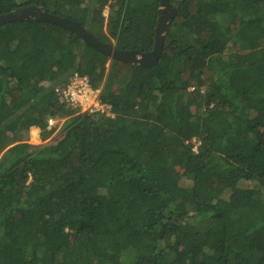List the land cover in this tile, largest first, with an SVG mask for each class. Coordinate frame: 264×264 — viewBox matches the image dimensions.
Masks as SVG:
<instances>
[{
  "label": "trees",
  "instance_id": "obj_1",
  "mask_svg": "<svg viewBox=\"0 0 264 264\" xmlns=\"http://www.w3.org/2000/svg\"><path fill=\"white\" fill-rule=\"evenodd\" d=\"M171 2L150 68L60 26H0V264H264V0ZM29 5L154 46L159 0H0V15ZM75 72L110 116L55 93ZM50 118L63 138L29 144Z\"/></svg>",
  "mask_w": 264,
  "mask_h": 264
},
{
  "label": "water",
  "instance_id": "obj_2",
  "mask_svg": "<svg viewBox=\"0 0 264 264\" xmlns=\"http://www.w3.org/2000/svg\"><path fill=\"white\" fill-rule=\"evenodd\" d=\"M177 15L178 10L172 5L171 0H159L154 46L148 52L138 50L125 51L118 49L113 44L103 43L87 28L74 20L51 14L43 7L37 5L19 7L10 13L0 15V26L14 22L45 23L60 26L76 34L85 45L107 56L110 60L130 64L137 68H150L157 65L160 61L164 52L165 38Z\"/></svg>",
  "mask_w": 264,
  "mask_h": 264
},
{
  "label": "built area",
  "instance_id": "obj_3",
  "mask_svg": "<svg viewBox=\"0 0 264 264\" xmlns=\"http://www.w3.org/2000/svg\"><path fill=\"white\" fill-rule=\"evenodd\" d=\"M55 93L62 96L70 107L76 108L81 114H103L111 115V106L101 100V91L93 90L90 80L75 72L65 82H57ZM57 121L53 118L48 120L49 127L55 126Z\"/></svg>",
  "mask_w": 264,
  "mask_h": 264
},
{
  "label": "rangeland",
  "instance_id": "obj_4",
  "mask_svg": "<svg viewBox=\"0 0 264 264\" xmlns=\"http://www.w3.org/2000/svg\"><path fill=\"white\" fill-rule=\"evenodd\" d=\"M104 15L105 17L108 19L109 17V8H107L104 12ZM110 66V63L107 64V68H109ZM58 124V123H57ZM61 126H63V121L59 122L58 124V131L55 133V135L48 141L44 142L41 138V131L38 129V128H35L37 130H34L33 128L30 130V133H29V136L27 138V142L31 145H34V146H42V145H45V144H56L58 141H60L63 136H64V133L63 131L61 130ZM62 134H59L58 132H60ZM37 133V138L34 136V134ZM190 182L188 180H185L184 182V185L185 186H190Z\"/></svg>",
  "mask_w": 264,
  "mask_h": 264
},
{
  "label": "clouds",
  "instance_id": "obj_5",
  "mask_svg": "<svg viewBox=\"0 0 264 264\" xmlns=\"http://www.w3.org/2000/svg\"><path fill=\"white\" fill-rule=\"evenodd\" d=\"M57 123H58V122H57ZM57 123H56V124H57ZM48 127H49V125H48ZM53 127H54V126H53ZM49 128H50V127H49ZM51 128H52V127H51Z\"/></svg>",
  "mask_w": 264,
  "mask_h": 264
}]
</instances>
